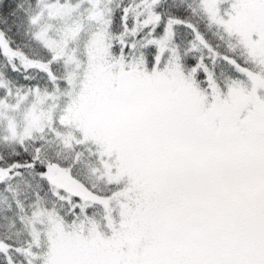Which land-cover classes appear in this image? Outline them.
Wrapping results in <instances>:
<instances>
[{
  "label": "snow or ice",
  "instance_id": "obj_1",
  "mask_svg": "<svg viewBox=\"0 0 264 264\" xmlns=\"http://www.w3.org/2000/svg\"><path fill=\"white\" fill-rule=\"evenodd\" d=\"M0 264H264V0H0Z\"/></svg>",
  "mask_w": 264,
  "mask_h": 264
}]
</instances>
